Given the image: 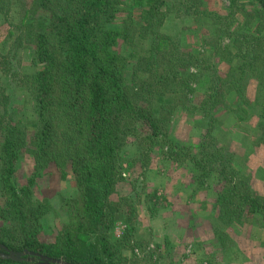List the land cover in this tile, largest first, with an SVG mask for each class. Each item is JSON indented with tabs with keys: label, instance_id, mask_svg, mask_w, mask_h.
<instances>
[{
	"label": "trees",
	"instance_id": "1",
	"mask_svg": "<svg viewBox=\"0 0 264 264\" xmlns=\"http://www.w3.org/2000/svg\"><path fill=\"white\" fill-rule=\"evenodd\" d=\"M124 1L30 0L21 4L26 7L21 18L24 30L18 25L15 44L30 56L32 71L15 72L13 59L0 51V194L5 198L0 206L4 224L0 254H27L22 261L0 257V264L151 262L150 256L134 255L149 244L144 246L136 239V202L111 197L123 181L122 151L138 133L137 125L149 131L144 139L155 144L170 114L196 110L188 105L195 92L190 83L199 82L198 74L203 67L209 68L205 66L208 60L199 52H182L175 41L161 34L169 12L209 18L212 34L204 45L230 64L221 77L214 74L212 92L198 108L197 114L205 121L198 152L181 155L180 162L188 161L197 178L216 176L225 183L218 198L219 221L228 227L256 221L264 228V199L252 191L248 176L235 165L234 154L219 148L213 134L219 107L237 116L252 105L245 93L250 80L256 82L254 105L264 123V0H227L225 15L208 13L203 0H138L142 4L137 20L128 14L114 27ZM12 9V0H0V15L5 20ZM12 34L8 32L7 38ZM119 40L123 51L127 46H145L132 54L135 62L131 66V55L126 58L116 51ZM222 40L231 44L234 60L227 58L229 47L222 48ZM190 67L197 73L189 72ZM10 86L24 90L31 99L32 144L27 142L30 129L22 115L25 108L12 106ZM227 98L236 100L235 108ZM142 101L147 102L145 107L139 105ZM260 128L264 134V124ZM25 155L31 156L34 169L27 184L17 187L16 168ZM52 163L63 176L64 169H70L76 190L62 198L60 209L66 222L54 241L45 243L38 235L51 208L47 200L33 201L31 187ZM124 207L126 229L117 239L113 230L124 217Z\"/></svg>",
	"mask_w": 264,
	"mask_h": 264
},
{
	"label": "rangeland",
	"instance_id": "2",
	"mask_svg": "<svg viewBox=\"0 0 264 264\" xmlns=\"http://www.w3.org/2000/svg\"><path fill=\"white\" fill-rule=\"evenodd\" d=\"M243 1V0H242ZM13 9L10 18L0 15V51L9 54L13 59V68L19 74L32 71L30 56L23 47H18L15 40L19 34L18 25L22 26L21 18L25 15L26 7L21 4L30 0H12ZM121 12L114 21V27L120 26L128 14L137 20L142 4L138 0H125ZM244 2V1H243ZM203 9L208 13L225 15L227 0H203ZM211 20L204 15L195 18L175 16L167 13L160 28L161 34L175 41L180 50L185 53L199 52L208 61L205 66L211 72L202 68L198 74V83L191 82L195 92L190 96L195 113L179 110L168 117V122L160 126L161 138L155 144L146 138L149 131L137 125V134L126 143L122 156L123 181L116 186L113 201L121 197H129L136 202L138 212L137 240L149 243L145 251H134V255L151 258V262L141 264H264V228L256 221L252 224L226 226L219 221L220 210L218 198L223 192L224 182L216 176L205 179L197 178L192 165L188 161L180 162L183 154H196L205 134V121L197 113L201 102L212 92L210 82L215 75L221 77L230 67L226 59L217 57L204 45V41L212 34ZM13 32L11 39L8 32ZM21 38V37H20ZM227 40H222L220 46L228 48V56L234 54V49ZM127 46L123 51L122 41H118L116 51L126 58L131 55L128 64H134L132 54L139 52L144 45ZM204 60V59H203ZM214 70V71H212ZM189 72L197 73L196 68L190 67ZM215 74V75H214ZM2 78L0 77V86ZM256 82L250 80L246 87V100L252 105L246 107L237 116L219 107L214 115V136L218 147L231 152L235 157L238 170L249 178L248 185L260 198L264 199V134L260 127L264 124L257 116L259 107L256 103ZM13 88V87H12ZM8 90L12 106L24 107L22 111L25 123L30 129L27 137L32 144L34 125L33 106L31 99L24 90L18 87ZM12 91V92H11ZM235 108L236 100L227 98ZM142 101L140 106L145 107ZM158 106V105H157ZM251 108V109H249ZM208 123V122H207ZM261 124V125H260ZM204 126V127H203ZM186 157V156H185ZM34 169L30 155H25L17 165L15 180L17 187L27 184ZM62 170L53 163L48 165L31 187L33 201L49 202L50 213L44 217L38 235L41 242L52 243L58 229L66 222V216L61 211V200L75 193V181L70 169ZM144 200V203H143ZM149 201L147 204L145 202ZM154 203V205H153ZM5 204V198L0 194V206ZM121 221H118L113 234L120 238L126 229L124 219L127 216L123 208ZM0 219V228L3 226ZM153 244L154 248H149ZM152 247V246H151ZM142 251V250H141ZM148 251L153 254L148 255ZM130 252H127V256ZM139 257H136L139 260Z\"/></svg>",
	"mask_w": 264,
	"mask_h": 264
},
{
	"label": "water",
	"instance_id": "3",
	"mask_svg": "<svg viewBox=\"0 0 264 264\" xmlns=\"http://www.w3.org/2000/svg\"><path fill=\"white\" fill-rule=\"evenodd\" d=\"M3 249L5 251H7L6 248L3 247ZM24 254H27V253L26 252H23V253H17V254H15L13 252H8L7 255H1L0 254V257L5 258V259H10V260H13V261H22V256ZM52 262L55 263V264H65V263H62L60 261H52Z\"/></svg>",
	"mask_w": 264,
	"mask_h": 264
},
{
	"label": "crops",
	"instance_id": "4",
	"mask_svg": "<svg viewBox=\"0 0 264 264\" xmlns=\"http://www.w3.org/2000/svg\"><path fill=\"white\" fill-rule=\"evenodd\" d=\"M143 203H144V200H143ZM146 204L148 203V202H145ZM149 204V203H148ZM153 205H154V203H153ZM152 246V247H151ZM149 248H154L153 247V244H150V247Z\"/></svg>",
	"mask_w": 264,
	"mask_h": 264
}]
</instances>
